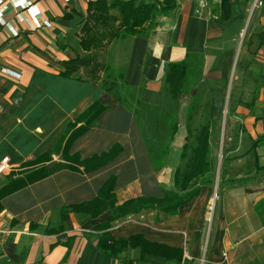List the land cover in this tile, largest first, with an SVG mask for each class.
I'll return each mask as SVG.
<instances>
[{"label":"crops","instance_id":"obj_1","mask_svg":"<svg viewBox=\"0 0 264 264\" xmlns=\"http://www.w3.org/2000/svg\"><path fill=\"white\" fill-rule=\"evenodd\" d=\"M25 1L26 7L16 8L19 0H0V163L9 158L10 166L0 175V264H264V0L254 12L255 0H171L173 7L155 18L148 37L114 40L98 52L111 80L120 81L113 93L103 87L106 73L94 80L82 69L69 78L61 64L80 52L90 4L115 0ZM32 7L41 27L31 19ZM247 31L260 39L247 41L243 52L238 40ZM195 58L204 64L202 79L228 80L235 64L244 74L227 101L231 121L220 179L211 172L209 183L198 184L199 196L175 215L150 210L109 227L110 210L94 217L87 207L106 183L115 179L120 201L162 199L176 190L186 143L176 155V141L169 140L156 158L126 98L138 92L142 117L165 120L158 117L161 110L165 115L170 102H178L166 91L169 66ZM184 98L179 108L185 112ZM90 125L69 146V138ZM118 147L97 169L75 164V170L62 169L6 194L11 177L69 167V156L86 161ZM106 235L115 241L142 236L179 250L178 259L172 253L169 259H142L138 248L112 258L101 248Z\"/></svg>","mask_w":264,"mask_h":264},{"label":"trees","instance_id":"obj_2","mask_svg":"<svg viewBox=\"0 0 264 264\" xmlns=\"http://www.w3.org/2000/svg\"><path fill=\"white\" fill-rule=\"evenodd\" d=\"M173 7L171 0H165L164 3L145 1H98L90 4L87 20L80 29L81 38L78 42L79 53L68 62L62 63L64 69L62 72L66 77H73L79 74L82 69L88 71L94 76V80H99V73H106L102 81L103 87L113 93L120 85L119 80H111L109 66H103L98 61V52L103 50L114 40L126 39L128 37H148L152 30L157 26L155 18L161 14H167ZM203 76V62L195 58L192 62L186 61L180 64H172L166 77V91L174 101L185 93L198 86ZM200 95L194 98L188 109L189 123L186 126L187 141L181 154V165L174 175V186L176 190L166 191L164 198L153 199L144 196L132 197L125 201H120L119 196L114 192L115 179H110L102 188L95 201L88 204L89 213L98 217L107 210L113 214L110 227L114 222L125 219L129 216L139 215L145 211L160 210L167 215H175L178 210L189 204L193 199L199 196L200 188L198 184L209 183V175L214 170L213 160L211 158V138L214 135V128L218 123L213 117V105L207 102L203 105V121L197 127L191 125V120L201 110ZM98 108V107H96ZM102 110V109H101ZM92 125L86 126L77 134L69 138V146L76 138L91 129ZM171 133L170 142L179 131L177 123V114H174V121L169 126ZM167 149V148H166ZM66 150V149H65ZM120 148H114L109 153L102 156H95L91 160H80L77 155L69 156V167L59 165L53 168H40L24 178H9L10 183L6 189V194H10L23 188L44 180L54 173L69 168L75 170V164L84 167L90 171L99 168L109 158H112ZM90 165L92 167H90ZM107 226V227H108ZM101 248L104 253L112 258H119L123 252L132 248H138L141 252V258L147 259L150 255L163 256L167 254L168 259L172 256L178 259L179 250L169 249L158 244L150 243L142 236H134L130 239L120 241L113 240L106 235L102 238ZM175 254L170 256L169 254ZM176 256V257H175Z\"/></svg>","mask_w":264,"mask_h":264},{"label":"rangeland","instance_id":"obj_3","mask_svg":"<svg viewBox=\"0 0 264 264\" xmlns=\"http://www.w3.org/2000/svg\"><path fill=\"white\" fill-rule=\"evenodd\" d=\"M262 6L256 5V2H254L253 12L256 9L258 10ZM262 29L264 30V28ZM262 34L264 36V33ZM252 36L253 38L250 37V33H248L247 31L242 35L241 40H238V42L239 41L243 42V47H242L243 52H244V48H245L247 41L253 40V42H256V41L258 42V40L260 39L255 35V33H252ZM238 42H236L235 44H238ZM251 51H254V50H251ZM237 65L238 64H235L232 72L228 74V80H225V79L216 80V79H212L211 77H207V78H204V80H202V82L198 86L193 87V90L185 93L184 102L188 104L185 112L183 109L179 108L181 107L180 105L183 104L181 102V97L179 98L178 102L171 101L170 104H172V106L167 108L165 115L162 112L163 110L162 109L158 116V117L164 118L165 120H154L153 121L151 119V114H148L150 116L148 120L147 119L145 120L142 117L143 115L142 107L137 105V101L139 99L138 92L134 99L128 100L129 98H126L127 105H129L137 113V122L140 128V131L142 134L144 133L145 138H148V141L150 142V147L155 152L156 158H158L159 155H162L163 150L165 151L164 148H168L167 146L169 145V135L171 133V127L169 126L174 121V114L175 113L177 114V110L179 114L177 115V117H178L180 128H179L178 134H176L173 138V140L176 141L177 148H178L177 151L173 152V154L177 155L179 150H181L182 144H184L187 141L186 126L189 123L188 109L191 103L194 101V98L200 95L199 99L201 100V110L199 111L198 115H195V119L191 120L192 121L191 125L193 127H197L198 125L201 124V122L203 121L202 114L204 112L203 105L206 104L207 102H211V104L214 107L213 117L218 123L217 127L213 129L214 130L213 139L215 138V142L212 146L213 148L212 153L214 155V158H213L214 170L212 171L213 172L212 174H213V179L215 178H217V180L220 179L223 168L226 164L225 163L226 162V152H227L226 143L228 142V139H227L228 134H227L226 128H227V123L231 121L230 114L227 110V101L230 95L236 94L235 90L239 83V79L240 77H244V74H242V70H241L242 65H238V66ZM226 75L227 74H225L224 76L226 77ZM227 87H228V92H227ZM253 88L254 87H251L250 89L253 90ZM122 98L124 99L125 96H122ZM250 99L252 100L253 98L249 97L247 98V101L251 102ZM168 100L170 101L169 98ZM162 121H165L164 125L166 129L164 128L162 129L164 134H162V131L159 129L160 126L163 125ZM237 137H241V135L238 133ZM220 139L223 140L222 144L220 143ZM175 147L176 145L173 144L171 149L174 150L173 148ZM129 218H131V216L120 220V223H125L127 219Z\"/></svg>","mask_w":264,"mask_h":264},{"label":"built area","instance_id":"obj_4","mask_svg":"<svg viewBox=\"0 0 264 264\" xmlns=\"http://www.w3.org/2000/svg\"><path fill=\"white\" fill-rule=\"evenodd\" d=\"M256 5L258 6H262L263 5V0H255ZM27 3L24 0V3H15L14 6L16 8L18 7H26ZM28 12L31 15V19L33 21V23L35 24V26L37 27H41V22H40V18L38 17L39 14L37 11H35V8H28ZM46 26H50V24L46 23ZM7 71H11V70H7ZM10 166H9V158H5L1 163H0V175L6 173L9 170ZM133 221L131 218L127 219V221Z\"/></svg>","mask_w":264,"mask_h":264},{"label":"clouds","instance_id":"obj_5","mask_svg":"<svg viewBox=\"0 0 264 264\" xmlns=\"http://www.w3.org/2000/svg\"><path fill=\"white\" fill-rule=\"evenodd\" d=\"M19 3H24V0H19Z\"/></svg>","mask_w":264,"mask_h":264},{"label":"bare ground","instance_id":"obj_6","mask_svg":"<svg viewBox=\"0 0 264 264\" xmlns=\"http://www.w3.org/2000/svg\"><path fill=\"white\" fill-rule=\"evenodd\" d=\"M157 186H158V184H157Z\"/></svg>","mask_w":264,"mask_h":264}]
</instances>
